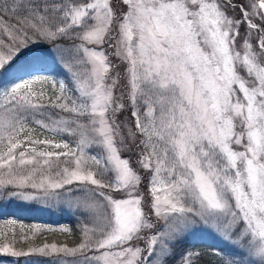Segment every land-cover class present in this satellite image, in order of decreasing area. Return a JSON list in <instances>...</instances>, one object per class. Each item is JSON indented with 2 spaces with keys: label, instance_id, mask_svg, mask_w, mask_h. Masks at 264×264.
Instances as JSON below:
<instances>
[{
  "label": "snow or ice",
  "instance_id": "6c2138e0",
  "mask_svg": "<svg viewBox=\"0 0 264 264\" xmlns=\"http://www.w3.org/2000/svg\"><path fill=\"white\" fill-rule=\"evenodd\" d=\"M14 201L65 207L80 231L27 251L5 237L17 264H198L175 253L197 229L235 250L222 264H264V0H0Z\"/></svg>",
  "mask_w": 264,
  "mask_h": 264
},
{
  "label": "rangeland",
  "instance_id": "374dc122",
  "mask_svg": "<svg viewBox=\"0 0 264 264\" xmlns=\"http://www.w3.org/2000/svg\"><path fill=\"white\" fill-rule=\"evenodd\" d=\"M105 47L107 46L105 45ZM41 54L48 55V53ZM146 185L147 180H144L140 188L142 192L145 191ZM22 216L30 218V221H25V218ZM68 218L79 220L78 215L69 211L67 208L43 201H14L8 205H2L0 206V241H3L5 237H7L8 240H12L13 236H15L16 247L18 249H22L27 245L22 244L26 240L21 239L22 236L34 238L42 232L61 231V229L68 227L66 223V219ZM34 229H40V231L34 233ZM198 239L216 241L220 244L221 248L226 247L224 255H235V250L227 245L223 240L210 235L203 229L188 232L180 242L183 243L185 241ZM179 243L175 246V253L176 250L177 253H183L190 250L181 249V246L178 245ZM27 250L28 248L25 249V251ZM219 256L222 260V254ZM56 259L57 258L55 256L42 257L39 255H32L30 257L19 258V264H54ZM0 264H17V258L0 255Z\"/></svg>",
  "mask_w": 264,
  "mask_h": 264
},
{
  "label": "trees",
  "instance_id": "16d2710c",
  "mask_svg": "<svg viewBox=\"0 0 264 264\" xmlns=\"http://www.w3.org/2000/svg\"><path fill=\"white\" fill-rule=\"evenodd\" d=\"M123 118V117H121ZM123 156L127 157L129 154L127 152L122 153ZM132 160L135 162V156H132ZM133 162V166L135 167V163ZM24 217L25 221H30V218ZM67 220V228L70 229V232L66 231H47L42 232L35 236L34 238H27L22 244H27L26 247L22 249L25 250L29 247H38L43 243H58V244H68L72 246L79 242L80 240V231L79 224L77 219L68 218ZM181 246V249L186 250L190 249L192 251H198L201 253L198 264H222V260L220 258V254L222 257L224 252L226 251V247L221 248L220 244L216 241L212 240H189L185 242H180L178 244ZM216 253H219L216 254ZM181 253H177L176 250V258H179ZM169 264H175V262L170 259Z\"/></svg>",
  "mask_w": 264,
  "mask_h": 264
}]
</instances>
